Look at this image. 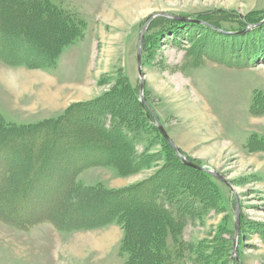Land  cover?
Listing matches in <instances>:
<instances>
[{"label": "rangeland", "instance_id": "374dc122", "mask_svg": "<svg viewBox=\"0 0 264 264\" xmlns=\"http://www.w3.org/2000/svg\"><path fill=\"white\" fill-rule=\"evenodd\" d=\"M4 1L0 126L74 110L85 117L66 121V132L99 135L102 147L81 145L50 161L31 183L37 205L22 209L30 145L4 146L0 132V264H125L124 235L136 239L158 214L135 193H120L148 181L201 198V211L184 217L178 238L166 236L169 248L184 243L186 264L196 247H205L200 263L239 264L235 241L240 264H264V0H47L73 17L77 32L68 35L57 20L40 23L41 16ZM158 12L213 26L154 17L142 42L143 95L185 158L215 169L229 185L184 164L149 109L150 118L137 107L144 105L137 37ZM242 24L246 34L237 33ZM220 25L237 34L214 28ZM101 243L108 246L99 252ZM182 262L173 257L172 264Z\"/></svg>", "mask_w": 264, "mask_h": 264}, {"label": "trees", "instance_id": "16d2710c", "mask_svg": "<svg viewBox=\"0 0 264 264\" xmlns=\"http://www.w3.org/2000/svg\"><path fill=\"white\" fill-rule=\"evenodd\" d=\"M5 1L8 2L12 1L15 3L17 2L20 5L21 10L28 15L34 13L41 16L42 19H40V23H43L42 20H44L45 22L57 20L58 24L60 25L59 27L61 28L60 30L62 31V33H65V35H68L67 33H72L76 30V27L72 25L74 22L73 17L69 15V18L67 19L66 15L64 16L61 13L62 11L60 9H57L54 4L50 5L47 0H5ZM199 24L204 27H209V28L213 27L211 24H208L203 21L202 23ZM242 26L243 24L241 25V28L238 29L237 33L241 32L244 29V27ZM258 26L259 23L255 24L250 29L252 30L253 28H257ZM214 28H217L220 31H229L233 34H237L232 32V30H237V29L226 28V26L224 27L220 25V26H214ZM75 32H77V30ZM246 33L247 30L239 34H246ZM1 34L4 35V32L1 31L0 29V41L1 39H3V43L5 45H8L5 41L6 37L5 36L2 37ZM63 36L64 34L61 35V37ZM71 38L72 37L70 38L68 37L69 40ZM0 53H1L0 55L4 53L1 50V48H0ZM136 104L141 112V115H143L144 117L148 116V118H150L146 106L142 105L138 101L136 102ZM74 112H75L74 110H68V111L66 110L63 114H61L59 117L55 119L45 120L42 122H38L36 124H21V125L4 124L0 126V132L4 136V140H3V144H5L4 146L11 145L10 141H13L14 143H16L17 146L20 147L22 151V149H25V145H30L29 152L25 154L26 158L29 157V160H31L30 162L31 164L29 165V173L25 180L26 181L25 184L28 185L27 186L22 185L20 187V189L22 188L23 190V191L21 190L23 194L21 195L22 197L19 196L18 198L19 199L18 205L19 207H22V209L32 208L34 204L37 205L36 204L37 202L34 200L35 198L34 190L31 189V183L35 181L36 177H39L41 173L45 172L46 168L49 166L50 161L58 160L59 157L64 153L69 152L72 154V152H76V148L79 149L78 146L81 145H83L82 148L85 149L92 147L101 150L102 145H98L100 140L99 135L95 134L89 137L85 133L86 130L78 134H72L66 132L65 127L63 126L66 123V121H68L70 118L75 120L77 119L82 120V118L85 117L83 115H80L79 113H74ZM108 124H109L108 127L105 125L104 129L106 130L111 129L110 123ZM154 129L156 130V127ZM40 131L41 134L39 136L33 137V135L38 134ZM12 165L13 163H9V166L7 168L9 167L12 168ZM180 165L184 166V164L181 163ZM185 167L187 166L185 165ZM197 171L200 174H202L204 178L208 179L210 176L207 172H203L199 169ZM153 183L152 181H148L147 184L139 186L135 190L134 189L129 191L127 190V191H122L120 193L121 195L127 197L129 193H135L137 202L142 203L144 206H148L149 209H151L150 212L154 211L156 215L158 214L156 217H152L148 221L144 229L141 227L140 230L144 232V234H142L141 231L138 230L139 233L136 234V239L134 238V236L127 237L124 235L120 245V249L124 252L126 251L129 254V259L125 264H172L173 257L182 258L183 262L181 264H186L187 262L185 261L186 253L183 247L184 243H182V241L177 240L175 242L176 244L175 247L173 249L169 248L166 244V236L169 233L171 234L173 239H175V237L178 238L177 228L179 227L180 224H182V222H184V217L188 215L192 216V213L194 214V212L196 213L201 211L199 206V201L201 198L198 199L196 195L186 192L185 189L182 192H179V189L177 191L176 189L171 190L169 187L166 186L156 187L152 185ZM68 187H69V183H68ZM68 187L66 189V194L69 191ZM40 197L45 198V196L43 197V195ZM46 200L49 202L51 201L50 199L48 200L47 198ZM182 200H185L184 203L186 202L189 203H186L185 205L184 203L181 204ZM137 205L138 204H136V207H138ZM190 206H192V208ZM186 208L189 212L186 211ZM15 219L19 224L21 222L24 223L22 219L19 218H15ZM148 230H151L149 235L147 234ZM204 250L205 247L204 248L196 247L195 252L192 251L193 253H195V259H194L195 261L191 260L192 262L190 263L203 264L200 263L198 260H196V258L198 259V257H201L202 259H205L206 253L204 252ZM130 258H132V260H130Z\"/></svg>", "mask_w": 264, "mask_h": 264}, {"label": "water", "instance_id": "95a60500", "mask_svg": "<svg viewBox=\"0 0 264 264\" xmlns=\"http://www.w3.org/2000/svg\"><path fill=\"white\" fill-rule=\"evenodd\" d=\"M156 16H164V17H169L172 19H176V20H180V21H193V22H198V23H202L201 20H196L187 16H179V15H170L168 13L165 12H158L155 13L153 15H151L146 22L144 23L143 27L141 28V30L138 33V37H137V43H136V65H137V72H138V77H139V95H140V100L141 102L149 109V111L152 113V115L155 118V122H156V127L158 129V131L160 132V134L163 136V138L170 144V146L174 149V151H176L180 157V160L189 166L198 168L200 170H203L205 172H207L208 174L214 176L215 178H217L218 180L226 183L227 185L228 182L223 178V176L218 173L215 169H211L208 168L206 166H199L196 165L192 162H190L189 160H187L185 158V156L181 153V151L178 149V147L173 143V141L171 140V138L168 136V134L166 133L164 127L162 126L158 116L155 114V112L151 109V107L149 106V104L147 103L144 95H143V89H144V73L142 71V42H143V36L144 33L146 31V28L148 27V25L150 24V22L152 21V19ZM255 25V24H254ZM253 24H251L249 27H253ZM245 31V30H242ZM241 31V32H242ZM236 219H235V236L238 233V223H239V208H236ZM233 256L235 257V259L238 261V263L240 264L237 254H236V241L234 242V246H233Z\"/></svg>", "mask_w": 264, "mask_h": 264}, {"label": "crops", "instance_id": "0c3cea01", "mask_svg": "<svg viewBox=\"0 0 264 264\" xmlns=\"http://www.w3.org/2000/svg\"><path fill=\"white\" fill-rule=\"evenodd\" d=\"M99 244H100V243H99ZM107 246H108L107 243H101V247H102V249H98V247H96V248H97V250H98L99 252H102V250L105 249ZM109 247H110V251H111L112 243H110Z\"/></svg>", "mask_w": 264, "mask_h": 264}]
</instances>
